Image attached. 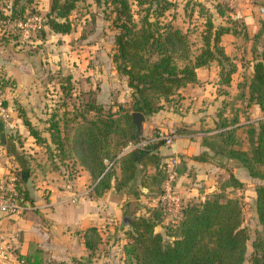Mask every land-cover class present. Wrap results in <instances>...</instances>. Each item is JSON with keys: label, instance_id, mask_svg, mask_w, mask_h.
<instances>
[{"label": "trees", "instance_id": "1", "mask_svg": "<svg viewBox=\"0 0 264 264\" xmlns=\"http://www.w3.org/2000/svg\"><path fill=\"white\" fill-rule=\"evenodd\" d=\"M34 1L10 0L7 8L8 3L0 0V46L18 44L20 29L15 23L38 13ZM78 1L51 0L49 12L37 31L39 36H43L44 26L53 32L68 33L69 21L57 22L54 15L57 9H62L67 16ZM92 3L112 30L110 59L128 89V99L114 110L112 105L105 106L89 95L81 109L74 108L57 118L49 114L44 128L48 138L31 124L21 106L15 108L17 115L28 135L42 146L51 161L63 165L62 161L69 158L72 165L77 164L88 173L92 195L100 196L109 188L121 190L145 167L151 166L154 172L146 178V193L159 196L168 161H162L157 149L165 144L155 139V129L152 139L124 152L128 145L137 143L130 111L140 112L145 118L162 110L180 88L196 82L195 69L212 63L218 67V82L228 86L236 65L224 53L220 37L226 33L244 36V25L239 21L235 24L228 14L230 8L219 1L208 8L201 2L185 0L183 13L201 20L199 26L195 24L185 30L172 24L175 0H92ZM262 27L261 23L252 36L251 71L244 82L236 83V97L246 106H257L263 117L254 122H239L235 113L228 117L220 108L207 128L175 129L177 133H205L200 136V145L206 150L192 156V160L210 162L211 157L218 156L224 161L223 167L242 168L247 176L259 180L254 187L253 204L260 232L251 241L248 264H264V42L256 49ZM7 82L0 78V88ZM2 105L5 106L4 101ZM239 129L244 133L245 148L239 147L236 133ZM183 166L175 165L177 174ZM14 173L19 187L18 175ZM140 183L143 184L141 179ZM241 183L232 173L228 174V186L239 187ZM20 190L29 201L25 191ZM163 215V207L158 203L142 213L121 218L125 227L120 245L124 264H243L248 235L241 225L237 199L216 193L194 202L183 200L177 223L169 229L167 237L155 230ZM81 236L84 254L71 258L70 264H91L99 251L102 237L97 227H86ZM15 257L22 264H63L47 260L31 241L26 252Z\"/></svg>", "mask_w": 264, "mask_h": 264}, {"label": "crops", "instance_id": "2", "mask_svg": "<svg viewBox=\"0 0 264 264\" xmlns=\"http://www.w3.org/2000/svg\"><path fill=\"white\" fill-rule=\"evenodd\" d=\"M50 1H34L35 8L44 17L49 12ZM176 1L177 7L180 6L183 12L182 5L185 0ZM193 1L201 2L204 5H208L209 1L214 2V0ZM85 3L91 4V0H86ZM254 5H264V0H232L231 7H233L234 13L231 14V18L239 19L242 22L245 35L226 33L220 37V45L224 53L236 65L234 73L239 70V63H244V59L248 58V56H244L241 60L244 54L250 52L253 43L252 36L260 28L261 19L252 11ZM71 12L64 16V21L69 20ZM86 16V14L83 15L84 18ZM54 19L56 20V17ZM44 27L45 34L42 37L34 36L33 43H42L45 46L51 43L49 46H54L58 50L56 54L60 59V66H57L59 70L54 71L56 65L52 64L51 59L47 64L43 58L39 57L40 53L29 54L27 48L21 47L19 44L25 40L16 45L0 46V78L8 81L6 86L1 88L5 104L3 107L8 116L5 121L0 117V176L7 171H15L18 175L19 187L28 195L31 204V209L19 217L4 215L0 212V244L8 242L13 245L16 256V254H24L28 242L31 241L42 251L47 260L59 262L70 261L71 258H78L84 254L81 235L86 227H97L101 235L100 226L106 223L110 224L111 221L115 224L116 220L123 217V214L137 215L144 212L145 208L154 207L157 196L146 193V182H148L146 178L149 179L154 172L151 166L145 167V171L138 173L135 179L121 190L116 191L114 188H109L100 196H94L91 193L90 176L84 169L77 164L72 165L69 158L62 161L66 165H62L58 161H51V157L44 152L42 146L36 144L34 139L28 135L26 127L17 115L15 109L17 106L23 108L31 124L38 130H42L41 134L48 138V133L44 128L48 124L49 114H55L57 118L75 108L67 105L65 97L71 95L75 98L77 96L83 104L90 95L96 102L104 103L106 95H108L109 84L112 86L111 82L115 80L113 76L118 78L110 59L112 42L103 44L98 37H94V40L87 45L86 42L78 46L75 44L76 51H81V47L83 50H89L91 54L89 59L94 66L93 74H95L96 84H93L91 76L87 77L92 73L86 67L84 54H80V52L77 54L79 60L77 61L76 75L74 74L75 70L73 72L69 70L65 76L64 71L66 70L63 66L64 62L63 64L61 62V55L65 57V49L68 46L67 39L76 38L78 31L75 28L72 32L59 33L53 32L47 26ZM256 49L259 50V45H256ZM239 52L242 56L239 55ZM248 59L250 60L247 64L251 71L253 60L252 58ZM105 69L109 70L111 77L109 84L104 76L103 70ZM49 70L50 72H48ZM237 76V73L234 77L231 75L230 83L227 86L218 82V67L215 63L206 68H197L195 69V83L180 88L174 99L165 104L162 110L143 120L142 142L152 139L151 134L155 129H162L171 134L170 143L159 146L157 151L162 156V161L177 157L178 163L183 164L186 168L177 176L176 189L181 197L191 196V191L182 186L181 181L188 179L187 175L191 179L202 178L203 172H208L212 164L208 161L198 162L191 159L192 156L206 150L200 145V136L205 133L201 131L177 133L175 129L178 127L194 130L197 127L198 129L207 128L210 125L209 120L212 121L211 118L216 112L214 104L217 99L220 100L219 94H224L223 92H227L231 87L233 88L232 92L236 91V85H232V80ZM120 81L128 91L124 81L121 79ZM65 82L70 85V88L63 93L60 84L63 85ZM213 106L214 108H210ZM136 144L128 145L124 152ZM70 165L71 167H69ZM233 168L242 174V168ZM192 170L197 173L194 175L189 173ZM233 174L240 179L237 174L234 172ZM140 179L143 184L140 183ZM112 228L114 229V227ZM155 230L160 232V227L157 225ZM4 263L5 261L0 262V264ZM12 264L22 263L16 260Z\"/></svg>", "mask_w": 264, "mask_h": 264}, {"label": "rangeland", "instance_id": "3", "mask_svg": "<svg viewBox=\"0 0 264 264\" xmlns=\"http://www.w3.org/2000/svg\"><path fill=\"white\" fill-rule=\"evenodd\" d=\"M217 1L223 3L222 0H214V2L209 1V4L205 6L210 8V5L214 4ZM9 2L10 0H5L4 4L9 3ZM85 2L86 0L78 1L76 3L75 9L72 10L71 14L69 15L70 17L68 18L69 19L68 21L70 23V31L72 32L73 29L76 28V31H78V34L76 38L67 39L68 46L65 49L66 50L65 55H64L65 57H62L61 55V62L62 64L64 62L63 66H64V69L66 70L64 71L65 76H66V72H69V70L72 72L75 70L74 74L76 75V72L78 71L77 61L79 60V57H77V54L78 52H80V54H84V58L87 64L86 67H88V69L92 73V75L89 74L87 77L91 76L92 77L91 80L93 84H96V78L94 76L95 74H93L94 66L90 62L91 59H89V56L91 55L89 50L88 49L83 50V48L81 47V51H76L75 47H77L78 45H82L84 42H86V45H87V43L94 40V37H98L99 39H101L103 44L110 43L112 41V30L108 26L109 24L108 21L103 19L102 12L93 5L92 0H91V4L90 3L88 4ZM230 10L231 11L228 13L229 17L231 16L232 13H234L233 7ZM37 14L43 15L39 11ZM74 14L76 15L74 16ZM84 14L87 15L85 18L83 17ZM55 17L56 16L54 15V18ZM63 18H64V15H63ZM81 19L85 21H82ZM200 21H201L200 18H196L193 15L190 18H188L181 11L180 6H178L177 11L175 12V15H174V19L172 20V24L176 27H179L182 30H185L186 28H191L192 25H195V24L199 26ZM238 21L239 23L242 24V22L239 19H235V24H237ZM261 23L263 24V22L260 20V26H261ZM8 28L11 32H15V30L12 29L10 26H8ZM37 31L38 29L33 31L30 34L29 38H27L24 42H22L19 37L18 44L22 42L19 45H21V47L27 48L29 54H31L32 52H34L35 55L40 53L39 57L43 58L45 60V63L47 64H48V61L51 59L52 64L56 65V67L54 68V71L59 70L57 69L58 68L57 66H60L59 65L60 59H58L59 57L56 54L58 50L54 46L50 47L49 45L51 43L47 46H45L42 43H38V44L33 43L34 36L38 37L39 35ZM263 32H264V24L262 27V31L259 35V38L256 40L257 46L262 44L261 36ZM190 38L193 41L194 36L191 35ZM239 55L242 56L241 52H239ZM244 56H248V58H252L250 52H248V54L246 53V55L244 54L241 60H243ZM248 58L244 59L245 61L244 63H239L240 68L236 72L238 76L236 79L232 80V85H236L237 82H244L248 78L250 74L249 64H247V62L250 59ZM103 71H104V76L106 77V81L109 84L110 83L109 80L111 78L109 76V70L107 71L105 69ZM48 72H50V70ZM236 73L232 74V76L234 77ZM113 78H115V80L111 82L112 86H110L109 84V87H108L109 90H107L108 95H106V99L104 98L105 99L104 104L105 106L112 105V109L115 110L116 105L122 104L126 101L128 91H126L125 87L123 86L119 78H117L115 75L113 76ZM51 87L54 88L52 85ZM63 87H64L63 89V93H64V91L70 88V85L63 84ZM232 90L233 88L231 87L230 90H228L224 94H219L220 96L218 97L220 98V100L217 99L216 103L214 104L216 105L215 106L216 110L222 108L224 111V114H226L228 117L235 113L239 122H244L246 120L249 122H254L263 117L262 111L259 110L257 106L255 105L246 106L244 102H242L240 99L236 97L237 90L235 92H232ZM65 99H66L67 105L69 104L71 106H74L75 108L81 109L82 102H80L79 97L76 96L74 98L73 96L70 95V96L65 97ZM63 102H61V104H64ZM77 104L78 106L76 107ZM210 108H214V106ZM209 124H210V120H209ZM195 130H198V127ZM236 133H237L239 143H240L239 147L245 148L246 141H245L244 133H242L240 129ZM210 163L212 164V167L209 168L208 172L202 170L204 171L203 172L204 175L202 178L197 180L196 177H194L191 179L187 175L188 179H184L181 181L180 184L184 186L185 188H187L189 191H191V196H186V197L182 196V199L186 202L187 201L194 202V201L202 200L204 197L211 196L212 194H216V193L237 199V201L240 204L241 213H242L241 225L246 229V232L248 235V239L246 241V250H245L243 264H248L249 256L252 251L251 246H250L251 241L260 232V226L258 225L257 219L255 217L254 204H253L254 203L253 202L254 201V187L255 185L259 183V180L250 178L249 176H247L246 172L243 169H242V174H241L239 170L237 169L234 170L233 167H227L229 169H227L226 167H223L224 161L218 156L211 157ZM184 168L185 167L183 166V169ZM233 172L240 177L239 180L242 183H241V186L239 187H231L226 184V179H227L228 174L229 173L233 174ZM189 173H193L194 175L197 173V171L192 170L191 172L189 171ZM165 174H166V169H165ZM158 203L159 202L156 201L157 206H158ZM163 216H164V219L160 224H158V226L160 227V233L164 237H167L166 235L169 229L172 228V226H174L177 223V221L172 220L166 215H163ZM107 226L110 228H108ZM112 227H114V229ZM123 227L124 226L121 222V219L116 220L115 224L112 223L111 221L110 224L106 223L105 225L100 226L102 242L100 244L99 251L96 254V256L93 258L91 264H124L122 256L120 254V245L122 243L123 230H124ZM4 243L8 244L9 251L11 253L9 254L8 259L5 260L4 264H12L14 261L17 260L15 257L13 245H10V243L8 242H4ZM63 264H70V262L63 261Z\"/></svg>", "mask_w": 264, "mask_h": 264}, {"label": "built area", "instance_id": "4", "mask_svg": "<svg viewBox=\"0 0 264 264\" xmlns=\"http://www.w3.org/2000/svg\"><path fill=\"white\" fill-rule=\"evenodd\" d=\"M223 2L232 8V0H223ZM9 8V3L6 6ZM45 19L44 15L34 14L27 17L24 21H17L15 26L20 29V40L24 41L29 38L30 34L42 27V22ZM2 95L0 88V117L7 118V112L2 105ZM155 139L163 140L167 145L171 141V134L166 133L162 129H157ZM144 142H138L135 146H140ZM166 167L165 179L162 184V193L157 196V201L162 205L165 215L174 221H177L180 216L181 207L183 204L182 197L176 190L177 172L174 167L178 164L177 157L168 160ZM31 209V204L24 197L17 184V177L13 170L7 171L0 176V212L4 215L22 216L26 211ZM10 251L8 244H0V262L8 259Z\"/></svg>", "mask_w": 264, "mask_h": 264}, {"label": "water", "instance_id": "5", "mask_svg": "<svg viewBox=\"0 0 264 264\" xmlns=\"http://www.w3.org/2000/svg\"><path fill=\"white\" fill-rule=\"evenodd\" d=\"M253 14L258 16L264 24V5H254L252 8ZM56 21L64 22V11L62 9H57L55 12ZM262 42H264V32L261 36ZM130 116L132 123L134 125V137L137 142H142L143 137L141 136L142 123L144 120L143 115L140 112L130 111Z\"/></svg>", "mask_w": 264, "mask_h": 264}]
</instances>
